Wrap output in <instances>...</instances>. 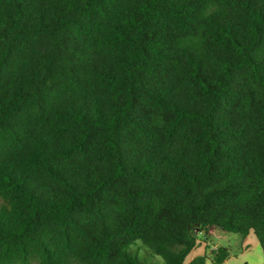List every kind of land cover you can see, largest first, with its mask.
Returning <instances> with one entry per match:
<instances>
[{
    "label": "trees",
    "instance_id": "16d2710c",
    "mask_svg": "<svg viewBox=\"0 0 264 264\" xmlns=\"http://www.w3.org/2000/svg\"><path fill=\"white\" fill-rule=\"evenodd\" d=\"M218 233L264 255V0H0V264Z\"/></svg>",
    "mask_w": 264,
    "mask_h": 264
},
{
    "label": "rangeland",
    "instance_id": "374dc122",
    "mask_svg": "<svg viewBox=\"0 0 264 264\" xmlns=\"http://www.w3.org/2000/svg\"><path fill=\"white\" fill-rule=\"evenodd\" d=\"M198 247L189 255V263L197 256H207L206 264H214L212 251L217 248H227L229 258L225 264H264V255L261 246L253 233L246 240L240 234L218 233L205 243L204 237L201 236ZM132 250L138 251L143 260L162 261L160 257H154L151 251L141 242L132 247Z\"/></svg>",
    "mask_w": 264,
    "mask_h": 264
}]
</instances>
